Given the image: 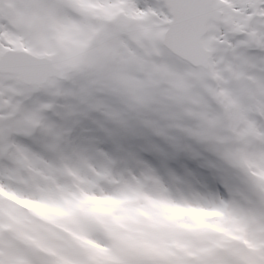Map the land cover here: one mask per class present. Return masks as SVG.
<instances>
[{"label":"snow or ice","instance_id":"6c2138e0","mask_svg":"<svg viewBox=\"0 0 264 264\" xmlns=\"http://www.w3.org/2000/svg\"><path fill=\"white\" fill-rule=\"evenodd\" d=\"M51 10L84 35L103 28L139 102L106 60L91 75L52 74L33 39ZM227 112L239 113L253 174H264V0H0V264H177L150 251L133 260L115 237L130 232L151 250L167 233L174 250L183 226L160 210L227 214L238 176L204 139Z\"/></svg>","mask_w":264,"mask_h":264},{"label":"rangeland","instance_id":"374dc122","mask_svg":"<svg viewBox=\"0 0 264 264\" xmlns=\"http://www.w3.org/2000/svg\"><path fill=\"white\" fill-rule=\"evenodd\" d=\"M11 7V5H9ZM97 20H103V13L97 14ZM46 29H50L55 41V50L49 51ZM35 47L43 51L57 66L64 63L73 66V71L66 74V79L82 74H93L101 60H106V67L113 78L118 80L128 91L130 97L139 102V86L126 70L120 48L114 42H106L102 27L84 35L81 29L61 12L51 10L47 21L37 19L33 24ZM226 125H220L204 135V139L213 151L220 154L233 166L238 184L233 187L226 201L227 214L208 209H162L160 214L168 222L183 226V231L176 234L181 241L174 250L167 246V233L157 234L161 247L149 250L135 235L124 231L115 237L122 254L133 260L145 252L170 256L177 264L191 261L192 264H264V174L254 175L250 159L255 155L250 149L247 133L241 127L238 112L226 113ZM230 129L232 147H228L229 138L222 134V128ZM150 191L158 192V188ZM198 198L220 202L216 194L184 193L177 190V199ZM32 207V205H27ZM101 258L107 257V250L99 244H91Z\"/></svg>","mask_w":264,"mask_h":264},{"label":"water","instance_id":"95a60500","mask_svg":"<svg viewBox=\"0 0 264 264\" xmlns=\"http://www.w3.org/2000/svg\"><path fill=\"white\" fill-rule=\"evenodd\" d=\"M72 71H73V67L68 64L63 65L61 68H55L54 65L52 64L51 72L54 75H60L65 78L66 74Z\"/></svg>","mask_w":264,"mask_h":264}]
</instances>
